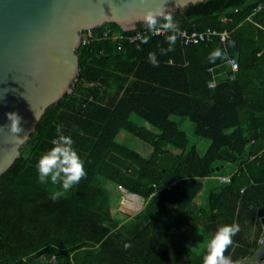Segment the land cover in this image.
<instances>
[{"label": "trees", "instance_id": "obj_1", "mask_svg": "<svg viewBox=\"0 0 264 264\" xmlns=\"http://www.w3.org/2000/svg\"><path fill=\"white\" fill-rule=\"evenodd\" d=\"M171 14L180 30L212 28L229 37L189 46L179 38L174 51L160 55L170 33L118 48L102 34L123 33L119 25L94 28L96 38L78 49L73 92L46 110L0 177V264H203L216 231L233 223L240 226L238 245L225 255L238 264L254 252L258 240L248 243L244 234L256 218L264 230V0H208ZM217 48L226 58L210 63ZM231 56L239 59L232 80ZM178 118L207 141L204 150ZM57 127L74 140L87 175L53 201L62 189L40 183L37 164ZM123 134L152 153L141 154ZM226 164L237 168L231 181L211 189L208 207L198 208L204 180ZM108 181L146 199L144 208L116 217ZM198 233L207 241L199 250L192 246Z\"/></svg>", "mask_w": 264, "mask_h": 264}, {"label": "water", "instance_id": "obj_2", "mask_svg": "<svg viewBox=\"0 0 264 264\" xmlns=\"http://www.w3.org/2000/svg\"><path fill=\"white\" fill-rule=\"evenodd\" d=\"M205 1L0 0V177L46 110L73 92L84 30L116 23L130 32L149 10L182 12ZM8 113L21 117L19 138L10 133ZM238 264H264V237Z\"/></svg>", "mask_w": 264, "mask_h": 264}, {"label": "clouds", "instance_id": "obj_3", "mask_svg": "<svg viewBox=\"0 0 264 264\" xmlns=\"http://www.w3.org/2000/svg\"><path fill=\"white\" fill-rule=\"evenodd\" d=\"M143 22L149 32L164 31L170 33L166 36L167 47L159 46L160 55H167L175 50L177 40L183 36V32L170 12L163 9L149 10L144 14ZM149 39L150 37L144 36L141 39V44L149 43ZM229 46L234 47L235 41H231ZM141 50L140 45H137V51ZM226 55L224 50L217 48L210 53L208 60L210 63H215L217 59H225ZM148 60L153 67L159 66L155 52L148 53ZM7 115L11 122L10 133L18 137V134L23 131L20 126L21 117L17 113H8ZM52 144L53 147L39 159L37 173L40 183L46 184L50 181L54 185H60L62 190L56 191L50 196L51 200L56 201L74 185L86 178L87 173L84 168V161L73 147L74 140L70 135H64L60 127L56 129V138L53 139ZM239 232L240 226L237 223L220 227L208 244L207 254L203 257V264H234L231 257L226 256L225 253L232 245L233 237Z\"/></svg>", "mask_w": 264, "mask_h": 264}, {"label": "crops", "instance_id": "obj_4", "mask_svg": "<svg viewBox=\"0 0 264 264\" xmlns=\"http://www.w3.org/2000/svg\"><path fill=\"white\" fill-rule=\"evenodd\" d=\"M230 58H235L239 63V59L237 56H231ZM227 65L229 66L228 63H227ZM229 68H230V66H229ZM233 74H235V72ZM181 128L183 129L182 124H181ZM123 137H126L127 139L130 138V137H127L125 135ZM197 141L198 140H196L195 142H197ZM201 144H204V147H205V143L203 141H201ZM201 144H196V145L198 146V148H200ZM236 170H237L236 166L234 168H232L231 165H227V164L224 166H217L216 173L204 180V188L201 190V192L199 193V195L197 196V199H196L198 208L199 207H201V208H207L208 207L209 195H210L211 189H213L215 186L220 184V181L217 179L218 176L233 175ZM228 171H229V173H227ZM225 173H227V174H225ZM106 184H107L109 189L111 187L110 192L112 191L111 192V195H112V212H115V210L119 209L120 205H123L122 206L123 208H127V210L129 212H131L130 217H132L144 208L147 201L143 197H141L137 194L130 193L127 190L123 189L121 186H119L113 182L108 181ZM112 186H114V189L116 188V196H114L112 194L114 192L112 190ZM139 197L141 198L140 201H138ZM116 201H117V203H116ZM263 237H264V230L260 229L259 224L257 222V218L253 221H248L246 224V232L244 234V239L246 241H248V243H252V244L254 243V241L258 240V245H259L260 240ZM233 245L237 246L238 243L233 242ZM258 245H257V247H258Z\"/></svg>", "mask_w": 264, "mask_h": 264}, {"label": "built area", "instance_id": "obj_5", "mask_svg": "<svg viewBox=\"0 0 264 264\" xmlns=\"http://www.w3.org/2000/svg\"><path fill=\"white\" fill-rule=\"evenodd\" d=\"M183 32V36L180 37V42L183 46H189L191 44H197L200 42H211L214 39H219L221 42H225L227 38L229 37L230 32L223 31L220 32L216 29L207 28L204 31L201 32H188L187 30H181ZM125 32V31H124ZM115 33L111 32L110 30H105L102 34L103 38L111 39L115 41L118 45V48H121L123 43H135L137 41H141V39L144 36L153 37L158 35H164L167 32L160 31V32H149L146 26H143L142 28L138 27L137 29L133 30L130 34L128 32L125 33ZM96 38L95 33L93 29H87L83 31V40L82 45L90 43L92 40ZM227 63L230 66V69L232 71V74L230 75V79L234 78L233 73L236 72L239 69V63L235 58L228 59ZM210 72L213 74V78L209 81L210 87H215L217 84L216 81V74L214 73V68L209 69ZM262 156V152L255 154V155H249V160H253L256 158H260ZM232 178V175H223L218 176V180L220 183L230 182Z\"/></svg>", "mask_w": 264, "mask_h": 264}, {"label": "rangeland", "instance_id": "obj_6", "mask_svg": "<svg viewBox=\"0 0 264 264\" xmlns=\"http://www.w3.org/2000/svg\"><path fill=\"white\" fill-rule=\"evenodd\" d=\"M177 120L182 124L183 129L191 137L192 143H195V141L198 140L196 142V144H201V141L195 136V134L193 132L194 127H193L192 123L189 122L188 120L182 119V118H178ZM124 135L125 134H123V136ZM122 139L123 140H126V143L127 144H129L130 146H132L134 149H136L138 152H140L143 155L149 156L152 153V150H153L152 148H150L146 143L140 141L139 139H137L135 137H130L129 139H127L126 137H123ZM204 143H205V147H206L207 146V141H204ZM202 148L204 149V144H201L200 145V149H202ZM227 173H229V171ZM227 173H225V174H227ZM110 189H111V187H110ZM112 190L114 191L112 194L114 196H116V188L114 189V186H112ZM140 199L141 198L139 197L138 198V201H140ZM116 203H117V201H116ZM122 206L123 205H120L119 209L118 210H115V212H113L114 215L116 217L121 218V219H125V218L130 217L131 216V212H129L127 210V208H123ZM192 241H193L192 246H194L198 250L199 249H202V248H205L206 245H207L206 238H204L202 236V234H199V233L197 235H194L192 237Z\"/></svg>", "mask_w": 264, "mask_h": 264}]
</instances>
